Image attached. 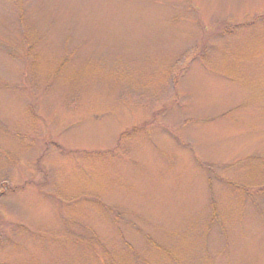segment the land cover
I'll list each match as a JSON object with an SVG mask.
<instances>
[{
  "label": "rangeland",
  "instance_id": "rangeland-1",
  "mask_svg": "<svg viewBox=\"0 0 264 264\" xmlns=\"http://www.w3.org/2000/svg\"><path fill=\"white\" fill-rule=\"evenodd\" d=\"M0 264H264V0H0Z\"/></svg>",
  "mask_w": 264,
  "mask_h": 264
}]
</instances>
